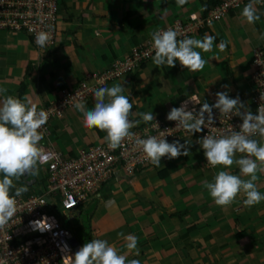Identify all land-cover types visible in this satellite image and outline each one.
I'll return each mask as SVG.
<instances>
[{"label":"crops","instance_id":"0c3cea01","mask_svg":"<svg viewBox=\"0 0 264 264\" xmlns=\"http://www.w3.org/2000/svg\"><path fill=\"white\" fill-rule=\"evenodd\" d=\"M222 1L59 0L56 43L50 50L36 47L25 34L0 30V125L9 120L14 126L31 110L55 100L62 89L84 81L89 72L128 57L157 31L191 15L205 17ZM260 49L264 52V0H251L69 109L55 123L49 141L74 157L90 145L118 140L189 97L217 105H248L254 93V53ZM59 58L60 71L50 78ZM93 123L104 134L95 131ZM27 148L20 147L14 159L0 150V201L11 191L32 193L38 188ZM263 156L264 144L258 140L207 170L198 141L186 139L153 166L113 178L96 200L90 199L96 207L89 214L92 249L88 255L77 250L71 264L75 255H81V264H196L200 254L176 242L181 235L214 238L221 230L208 229L217 219L224 226L234 218L242 225L260 223L249 233L235 228L239 236L257 238L263 228L258 218L262 207L255 201L264 193L254 192L264 187V171L256 160ZM248 197L242 205L240 200ZM215 203L220 211L208 210ZM89 205L72 217L80 229Z\"/></svg>","mask_w":264,"mask_h":264},{"label":"built area","instance_id":"2783aa9c","mask_svg":"<svg viewBox=\"0 0 264 264\" xmlns=\"http://www.w3.org/2000/svg\"><path fill=\"white\" fill-rule=\"evenodd\" d=\"M249 1L223 0L202 19L193 15L188 23L177 21L157 31L128 57L89 72L77 86L62 89L55 100L31 110L15 123V135L0 126V150L28 146L25 152L38 185L32 193L29 189L17 191L0 201V264H71L76 237L65 226L66 218L89 205L90 199L96 200L113 178L122 173L134 175L155 164L186 139L198 141L206 168L213 169L264 135V52L260 49L253 59L254 95L246 106L189 97L177 108L126 131L118 140L90 145L74 157L61 153L49 141L51 124L62 120L69 109ZM58 18V0H0V30L25 34L41 50L54 48Z\"/></svg>","mask_w":264,"mask_h":264},{"label":"rangeland","instance_id":"374dc122","mask_svg":"<svg viewBox=\"0 0 264 264\" xmlns=\"http://www.w3.org/2000/svg\"><path fill=\"white\" fill-rule=\"evenodd\" d=\"M56 57H59V56H56ZM56 61L58 63H56V65L51 68L52 72L49 75L50 78H53L58 74V72L60 71L59 70L60 64L63 63V60L61 58H59L58 60L56 59ZM53 68L55 71L53 70ZM56 122L57 121L53 122L50 126L51 134L53 132L52 129L54 128V125ZM258 140H260L261 144H264V135L261 134V137ZM109 141L114 142L115 140H109ZM248 159L249 158L247 157V161ZM239 164L241 165L240 161H239ZM256 165L260 166L261 167L260 169H263L264 171V156H263V159L259 157L256 160ZM254 189H256V187H254ZM263 190H264V187L262 185L261 186L259 185V189L255 190L254 196H257V195L261 196V194L264 193ZM250 198L251 197H248L246 199H241L240 201L242 202L240 203H242V205H245L249 201ZM263 198L264 196L263 197L261 196V199L259 202L257 200L255 201L257 205L259 204L262 207V209L258 211V215H259L258 218L261 221V224H262L261 226H263V228L260 230L259 236L257 238L248 237V236H244V237L239 236L240 233L236 232L235 228L237 229V231L238 230H240L241 232L247 231L249 233L250 231L253 232L255 229H257L256 227L260 226V223H258L256 227H253L252 223H249V224L246 223L242 225L241 223L237 221L236 218H234L233 220H231L232 223L230 222L228 226H224L223 224L224 221L218 223V219H217L215 223L212 224V227H210L208 230L211 231L215 228H218V230H221V233L219 235L217 236L212 235L214 238H205V236H202V235L201 236L191 235L188 238H186V236L181 235L179 236L178 243L176 242V245L180 244L181 246H184L186 247V249H189V250L195 249L194 251L196 252V254H200L198 255V257H200V260H199L200 264L202 263L204 264H264V209H263L264 205H262ZM91 207H93V203H90L89 208ZM215 207H216V203L214 205V208L212 207H207V208L208 210L212 212L220 211V206L216 209ZM214 209L217 211H215ZM256 209L258 208L256 207ZM69 218L70 219L66 218V221L68 222L70 221V222L69 223L66 222L65 226L68 228V230L72 233L73 236L80 235L81 229L80 227L78 228L79 225H78L77 218L73 219L72 216H70ZM80 220L82 221V216ZM82 224L83 222L81 223V226ZM244 229H247V230H244ZM231 230L236 232V234L234 235ZM80 256L81 255H75V260H76L75 264H81ZM138 260L139 258H136V261ZM199 263H196V264H199Z\"/></svg>","mask_w":264,"mask_h":264},{"label":"trees","instance_id":"16d2710c","mask_svg":"<svg viewBox=\"0 0 264 264\" xmlns=\"http://www.w3.org/2000/svg\"><path fill=\"white\" fill-rule=\"evenodd\" d=\"M137 71H135V72H130L129 74H134V73H136ZM24 92H26V84L25 83H22L21 84V86H20V88H19V93L20 94H24ZM21 95V96H22ZM243 105H247L246 103H243ZM20 121V120H19ZM18 121V122H19ZM92 128L95 130V131H97V132H100L101 133V135L102 134H104L103 132H102V130L100 129V127H99V125L97 124V123H93V125H92ZM4 130H5V132L7 133V134H9V135H15V133H16V129H15V126H12V124L10 123V121L9 120H7V122L6 123H4ZM7 147L6 146H4L3 147V151L4 152H7V156H10V154H11V158L12 159H14L15 158V155L18 153V150L16 149V148H12L11 147V150H9V149H6ZM226 158V157H225ZM223 160V159H222ZM221 160V161H222ZM158 163V162H157ZM243 164H245L244 163V161H243ZM204 165H205V163H204ZM207 170H209L208 168H207ZM239 172L240 171H237V174H239ZM15 193V191H11L9 194H8V196H11V195H13ZM94 208H95V206H94ZM94 208L93 207H91V208H88L87 210H85L84 212V214H83V216H82V220H83V224H82V226H81V232L83 233L82 234V238H81V240H78V243H79V245H80V247H81V249L83 250V251H85V253H86V255H88L89 254V252H90V250L92 249L91 247H92V239H91V220L89 219V214L90 213H92L93 212V210H94ZM80 249V250H81Z\"/></svg>","mask_w":264,"mask_h":264},{"label":"clouds","instance_id":"9594fccd","mask_svg":"<svg viewBox=\"0 0 264 264\" xmlns=\"http://www.w3.org/2000/svg\"><path fill=\"white\" fill-rule=\"evenodd\" d=\"M58 2H59V0H58ZM59 7H60V6H59ZM192 16H193V15H191V16L189 17L188 20H186V21H181V22H183V23H188V22L192 21ZM195 16L197 17V15H195ZM197 18H198V19H202L203 17H201V18L197 17ZM171 25H173V24H171ZM171 25H170V26H171ZM166 28H167V27H166ZM164 29H165V28H164ZM200 30H201V29H200ZM200 30H198L196 33H198ZM193 35H194V34H193ZM193 35H192V36H193ZM189 38H190V37H189ZM189 38H188V39H189ZM175 45H176V44H175ZM175 45H174V46H175ZM174 46H173V47H174ZM51 49H53V48H51ZM49 50H50V49H49ZM170 50H171V49H170ZM168 51H169V50H168ZM166 52H167V51H166ZM164 53H165V52H164ZM162 54H163V53H162ZM17 122H18V121H17ZM0 126H2V125H0ZM14 126H15V125H14ZM2 127H3V129H4V126H2ZM12 148H13V147H12ZM2 149H3V148H2ZM2 149H1V150H2ZM7 149H11V148L7 147ZM17 150L19 151L20 148L17 149ZM167 156H168V155H167ZM158 162H159V161H158ZM156 163H157V162H156ZM156 163H155V164H156ZM153 165H154V164H153ZM153 165H151V166H153ZM30 168H32V174H31V175L33 176L34 173H35L34 170H33L34 167L30 166ZM80 249H81V248H80ZM80 249H78V250L80 251ZM76 250H77V249H76Z\"/></svg>","mask_w":264,"mask_h":264},{"label":"water","instance_id":"95a60500","mask_svg":"<svg viewBox=\"0 0 264 264\" xmlns=\"http://www.w3.org/2000/svg\"><path fill=\"white\" fill-rule=\"evenodd\" d=\"M36 176H37L38 179H41V176H40V173L39 172H36ZM73 243L76 246V249L77 250L81 248L80 245H79V243H78V240L76 238H74V237H73Z\"/></svg>","mask_w":264,"mask_h":264},{"label":"flooded vegetation","instance_id":"af4514ba","mask_svg":"<svg viewBox=\"0 0 264 264\" xmlns=\"http://www.w3.org/2000/svg\"><path fill=\"white\" fill-rule=\"evenodd\" d=\"M253 90H254V87H253ZM253 95H254V93H253Z\"/></svg>","mask_w":264,"mask_h":264}]
</instances>
